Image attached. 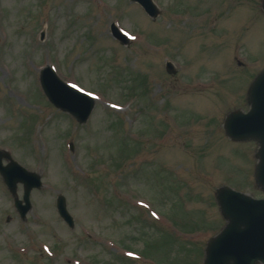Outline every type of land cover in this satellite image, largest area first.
<instances>
[{
	"label": "rangeland",
	"instance_id": "rangeland-1",
	"mask_svg": "<svg viewBox=\"0 0 264 264\" xmlns=\"http://www.w3.org/2000/svg\"><path fill=\"white\" fill-rule=\"evenodd\" d=\"M154 1L155 20L131 0H0V149L43 181L24 222L0 175V264H204L218 190L264 198L258 144L223 127L264 70V0ZM45 66L95 99L86 123L49 104Z\"/></svg>",
	"mask_w": 264,
	"mask_h": 264
},
{
	"label": "water",
	"instance_id": "water-1",
	"mask_svg": "<svg viewBox=\"0 0 264 264\" xmlns=\"http://www.w3.org/2000/svg\"><path fill=\"white\" fill-rule=\"evenodd\" d=\"M131 1L139 3L153 19L159 15L153 0ZM112 32L121 43H128L115 27ZM167 70L174 73L171 64L167 65ZM41 85L49 100L58 108L70 112L82 123L88 119L94 108V101L67 87L52 70L47 69L42 72ZM249 101L248 114L232 113L225 122V130L231 139H254L258 142L260 162L256 178L264 189V72L252 84ZM4 158L10 159L9 155L0 151V172L10 191L16 193L17 183H23L25 186L26 205L23 206L22 202L16 199V206L21 216L25 217L31 208L30 192L33 188L41 186L40 177L14 161L3 167ZM217 199L222 214L228 220V225L209 243L205 264H256L257 262L264 264V200H254L229 188H222ZM57 207L63 219L72 226L73 220L67 212L63 197L58 199Z\"/></svg>",
	"mask_w": 264,
	"mask_h": 264
}]
</instances>
